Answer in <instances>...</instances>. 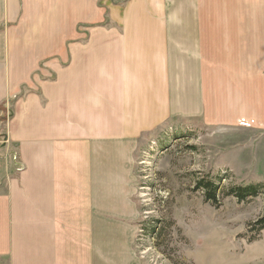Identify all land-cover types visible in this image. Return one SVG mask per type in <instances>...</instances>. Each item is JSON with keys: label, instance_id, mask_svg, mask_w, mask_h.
Here are the masks:
<instances>
[{"label": "crops", "instance_id": "obj_1", "mask_svg": "<svg viewBox=\"0 0 264 264\" xmlns=\"http://www.w3.org/2000/svg\"><path fill=\"white\" fill-rule=\"evenodd\" d=\"M240 119L264 127V0H0V264H145L140 145Z\"/></svg>", "mask_w": 264, "mask_h": 264}, {"label": "rangeland", "instance_id": "obj_2", "mask_svg": "<svg viewBox=\"0 0 264 264\" xmlns=\"http://www.w3.org/2000/svg\"><path fill=\"white\" fill-rule=\"evenodd\" d=\"M241 119L174 122L140 145L134 243L145 264H264V229L255 226L264 214V127ZM202 178L216 187L217 206L197 188ZM252 185H263L254 197L228 195Z\"/></svg>", "mask_w": 264, "mask_h": 264}, {"label": "trees", "instance_id": "obj_3", "mask_svg": "<svg viewBox=\"0 0 264 264\" xmlns=\"http://www.w3.org/2000/svg\"><path fill=\"white\" fill-rule=\"evenodd\" d=\"M113 2L115 4H117V3L122 4L125 2V0H120V1L113 0ZM10 116H11V114H10ZM4 137H5L4 135L0 136V138H4ZM3 147H4V145L1 144L0 148H3ZM196 186L198 189L205 191V197H206L207 201H210L213 205H216V206L218 205L217 198H216V187L214 188L213 183L209 179L202 178L201 180H199L197 182ZM259 187H263V185L259 186ZM259 187H256L254 185L248 186L246 188L238 187V188H236V190H232L228 195H235L239 200H244L246 198L254 197L255 195H257V193H260ZM255 224H256L255 225L256 228H258L259 231L264 229V214L261 218H259L255 222Z\"/></svg>", "mask_w": 264, "mask_h": 264}, {"label": "built area", "instance_id": "obj_4", "mask_svg": "<svg viewBox=\"0 0 264 264\" xmlns=\"http://www.w3.org/2000/svg\"><path fill=\"white\" fill-rule=\"evenodd\" d=\"M1 140H2V139H0V143H1Z\"/></svg>", "mask_w": 264, "mask_h": 264}]
</instances>
